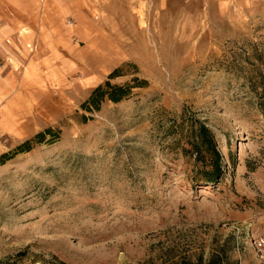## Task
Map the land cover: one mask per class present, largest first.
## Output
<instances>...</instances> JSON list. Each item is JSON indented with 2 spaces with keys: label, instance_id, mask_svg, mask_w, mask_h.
Instances as JSON below:
<instances>
[{
  "label": "rangeland",
  "instance_id": "rangeland-1",
  "mask_svg": "<svg viewBox=\"0 0 264 264\" xmlns=\"http://www.w3.org/2000/svg\"><path fill=\"white\" fill-rule=\"evenodd\" d=\"M48 2L35 47L0 39V264H264V0ZM107 80L129 93L83 107Z\"/></svg>",
  "mask_w": 264,
  "mask_h": 264
},
{
  "label": "trees",
  "instance_id": "trees-1",
  "mask_svg": "<svg viewBox=\"0 0 264 264\" xmlns=\"http://www.w3.org/2000/svg\"><path fill=\"white\" fill-rule=\"evenodd\" d=\"M117 72V69L111 76ZM135 84L134 86H139ZM260 90L257 92L258 105L264 115V82L259 84ZM130 91L129 86L111 84L108 80L103 84L98 85L93 89L88 99L83 102L82 106L89 108L90 106L98 109L102 100L108 99L113 102L120 101ZM51 133V129H46L44 132H38L32 139L25 140L19 144L16 151H27L29 143L32 140L41 142L44 133ZM179 141L183 139L181 151L184 155L192 158L194 173L192 175V183L195 184H211L220 178L222 173V160L220 152L217 148L213 132L203 123L191 121L185 133L181 132ZM3 154L1 157H4ZM219 253H212L207 258L198 255L193 262L187 260V264H223V256ZM223 255V254H222ZM59 264H64L59 262ZM168 264H182L178 261H171ZM186 264V263H185Z\"/></svg>",
  "mask_w": 264,
  "mask_h": 264
},
{
  "label": "crops",
  "instance_id": "crops-1",
  "mask_svg": "<svg viewBox=\"0 0 264 264\" xmlns=\"http://www.w3.org/2000/svg\"><path fill=\"white\" fill-rule=\"evenodd\" d=\"M41 1L45 5L53 0H0V39L12 43V48L19 46L22 40L27 42L26 46L35 47L45 31L43 23H39L44 15V12L38 13V3ZM2 45L5 48L10 46Z\"/></svg>",
  "mask_w": 264,
  "mask_h": 264
}]
</instances>
